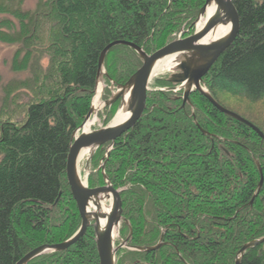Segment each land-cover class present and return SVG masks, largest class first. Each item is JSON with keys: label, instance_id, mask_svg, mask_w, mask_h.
<instances>
[{"label": "trees", "instance_id": "obj_1", "mask_svg": "<svg viewBox=\"0 0 264 264\" xmlns=\"http://www.w3.org/2000/svg\"><path fill=\"white\" fill-rule=\"evenodd\" d=\"M204 3L37 0L24 10L23 0H0V42L16 49L10 68L29 75L6 86L1 103L0 264H16L35 248L63 243L80 227L66 161L71 135L91 107L103 49L126 41L149 55L183 29L191 35ZM232 3L237 36L202 85L219 105L264 134L263 126L218 98L264 101V0ZM141 64L132 49L116 46L104 67L123 85ZM154 81V88L171 87L165 79ZM180 96L181 91L149 92L142 117L115 141L108 158L103 146L90 161L93 168L102 163L120 191L121 240L130 228V248L154 247L161 237L164 244L154 252L121 248L115 264H234L245 244L264 237V142L198 92L189 96L191 106H183ZM118 104L104 109L103 123ZM256 162L263 176L258 193ZM87 183L103 186L101 170L92 171ZM29 264H99L92 229L66 251ZM240 264H264V243L247 250Z\"/></svg>", "mask_w": 264, "mask_h": 264}, {"label": "water", "instance_id": "obj_2", "mask_svg": "<svg viewBox=\"0 0 264 264\" xmlns=\"http://www.w3.org/2000/svg\"><path fill=\"white\" fill-rule=\"evenodd\" d=\"M202 20L204 22L203 25L197 29V25ZM193 27L194 31L191 35L185 38L179 36L175 41H172L149 55L140 47L126 41H114L103 49L98 61L95 92L97 91L98 85H102L103 79L108 80L112 84V88L115 87L116 92L102 103L101 110L111 107L115 102L120 101L121 105L118 112L122 110L129 113V115L125 121L117 125L109 124L100 129L85 131L84 127L86 123L95 114V109H93L91 104L84 122L71 135L66 161V179L81 220L80 227L65 242L54 245H42L35 248L16 264H29L41 256L66 251L82 238L89 228L94 233L99 264H115L116 252L121 248H127L136 252H154L164 245L161 237L158 244L154 247L130 248L127 246V242L131 237V230L129 228L127 239L122 241L118 247H115V235L118 234L119 226L123 222L120 191L113 188L103 171L102 175L105 184L96 188H89L87 185L89 172H87L84 179H81L79 173V157L83 151L88 150L90 152L86 159V168L93 154L106 145L105 157L107 159L115 141L132 129L140 120L146 108V99L149 91L148 85L152 80L153 67L163 58L173 56L174 60L177 61L173 73L167 79V82L172 87L166 88V92L182 90L183 106L185 104L191 106L189 96L193 92H198L220 113L247 126L264 142V134L257 127L219 105L202 85L203 77L209 72L221 54L229 48L237 36L239 20L232 0H205L204 5L193 23ZM224 27H229L225 35L211 43H201L207 35L215 34L219 28ZM116 46H125L132 49L142 63L141 67L123 85H117L113 82L104 68L107 53L111 48ZM195 124L198 127L197 123ZM202 133L206 135L205 132L202 131ZM256 166L260 175V181L257 186L258 193L263 184V176L257 162ZM106 202L110 204V211L108 213L101 211L102 206H105L104 204ZM100 221H105L102 227ZM263 243L264 237L245 244L237 253L234 264L241 263L244 253L247 250L253 249Z\"/></svg>", "mask_w": 264, "mask_h": 264}, {"label": "rangeland", "instance_id": "obj_3", "mask_svg": "<svg viewBox=\"0 0 264 264\" xmlns=\"http://www.w3.org/2000/svg\"><path fill=\"white\" fill-rule=\"evenodd\" d=\"M37 0H23V9L24 10H32L34 8V6L36 5ZM195 22V21H194ZM187 32H189L187 29H183L181 30L177 35H176V39L179 38V36H181V38L188 36ZM175 39V40H176ZM174 40V41H175ZM15 47L14 46H9V45H5L2 44L0 42V111L1 109V103L2 100L4 98V88H6V86H8L9 84H11L12 82L16 81V82H20V81H24L26 80L29 75L26 72H20V73H14L11 68H10V64H11V60L13 57V54L15 52ZM41 65L43 68H46L48 65V61L46 59H43L41 61ZM105 68V67H104ZM173 73L172 71H165L164 73H162L161 75H158L156 77H154L151 82L148 85L149 88V92L151 91H156V90H165V88H154V83H155V79L159 78V79H165V81H167V79L169 78V76ZM106 79L102 80V94H101V101L102 103L106 100H108L112 94H114L116 92L115 87L112 88V84L109 82V84H105ZM168 83V82H167ZM181 91V100H182V90ZM95 92V89H94ZM94 98V95H93ZM92 98V100H93ZM220 102L228 109L236 111L238 113H241L242 115H244L247 118H250L252 120H254L257 124L261 125L264 127V101H260L257 103H250L246 100H244L242 97H236V96H231L229 94H219L218 96ZM92 100H91V104H92ZM118 102V101H117ZM116 103V102H115ZM120 101L119 104L116 106L115 108V113L112 116L111 120L113 119V117L116 115V113L118 112L119 108H120ZM187 105V104H186ZM110 108V107H108ZM105 109V108H104ZM104 109H102L99 113H98V119L97 122L95 123V125L92 127V130H96V129H100L103 128L107 125L110 124L111 120L108 121L107 123H103L104 121ZM6 110V109H4ZM103 116V117H101ZM3 119V118H2ZM0 118V122L3 121ZM107 148H105L104 152L106 153ZM97 152V151H96ZM95 152V153H96ZM95 154H93L92 158L94 157ZM92 158L89 160V163L87 165L86 168V159H83L80 163L79 166V173L82 179H84L87 175V172L91 173L92 171H98L99 167H91L90 165V161L92 160ZM88 182V180H87ZM168 198L170 197L169 194L166 195ZM203 195L200 197L202 198ZM174 201H177V199L174 198ZM105 207H110L109 202H106ZM123 240H121V238L119 237V230H118V234L116 235L115 239H114V246L116 243H122Z\"/></svg>", "mask_w": 264, "mask_h": 264}, {"label": "bare ground", "instance_id": "obj_4", "mask_svg": "<svg viewBox=\"0 0 264 264\" xmlns=\"http://www.w3.org/2000/svg\"><path fill=\"white\" fill-rule=\"evenodd\" d=\"M203 20L200 21V23L197 25V29L200 28L203 25ZM229 30V27H224V28H219L215 34H209L207 35L202 41L201 43H211L212 41H216L217 39H219L220 37H222L223 35H225ZM176 60H174L173 56L170 57H166L163 58L161 60H159L153 67V72H152V79L158 75H161L162 73H164L165 71H172L175 67L176 64ZM102 85H98L97 87V91L94 94V98L92 100V107L93 109H95V114H93V116L91 117V119L86 123L84 130L85 131H89L92 129V127L95 125V123L97 122L98 119V115L96 116V114H98L101 111L102 108V101H101V94H102ZM129 113H126L124 111H119L116 113V115L113 117V119L110 122V125H117L119 123H122L123 121H125L128 117ZM90 152L88 150L83 151L80 154L79 157V162L81 163V161L85 158H87L89 156ZM105 213H108L110 211L109 207H105L102 206V210ZM101 227L105 224V221H100ZM116 237V235H115Z\"/></svg>", "mask_w": 264, "mask_h": 264}]
</instances>
